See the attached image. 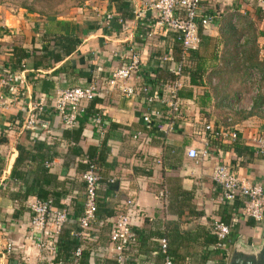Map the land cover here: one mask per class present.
Returning a JSON list of instances; mask_svg holds the SVG:
<instances>
[{
	"label": "crops",
	"instance_id": "1",
	"mask_svg": "<svg viewBox=\"0 0 264 264\" xmlns=\"http://www.w3.org/2000/svg\"><path fill=\"white\" fill-rule=\"evenodd\" d=\"M153 1L126 0L125 6L120 0H72L48 15L0 5V68L17 77L16 89L0 86L6 98L0 101V252L8 241L14 244L5 263L45 264L50 258L35 245L29 231L31 214L26 201L38 199L39 194L64 204L69 212L65 224L69 235L78 238L80 247L89 248L87 264H115L113 253L105 250L109 232L103 231L98 218L112 223L127 211L128 201L133 204L130 214L137 237L123 264H163L162 234L167 237L172 264H231L234 254L256 255L264 244V220L244 216L241 201L224 199L211 176L215 164L226 163L242 181L260 183L264 188V152L256 150L254 141L264 130V86L250 110L229 109L230 100L243 104L249 100L246 79L251 68L264 76V19L259 20L256 11L264 10V0H203L206 14L216 16L208 27L200 28L199 46L185 61L183 84L177 93L183 117L167 135L150 134L146 129L141 120L146 106L142 95L128 99L107 90L87 103V113L98 114L100 121L80 118L75 127L83 121V130L76 144L62 137L65 128L51 113L45 115L54 121L44 132L10 126L15 118L21 124L30 99L42 96L50 106L59 89L84 86L92 79L101 82L106 73L129 59L134 43L141 61L140 75L151 87L149 94L167 100L162 86L175 76L169 70L171 63L159 59L169 55L177 62L181 52L174 43V32L160 25L150 6ZM107 13L123 15L126 24L105 26ZM58 20L69 22L68 30ZM66 35L77 41L67 56L55 43L57 36ZM13 46L29 53L18 69L9 63ZM191 74L201 82L192 83ZM152 107L166 112L161 102H153ZM204 121L235 129L238 137L210 139L208 155L191 159L186 154L188 147H203L201 136L193 132L194 125ZM136 131L147 137L134 139ZM43 140L54 143L51 149L36 145ZM104 144L105 157L99 163L102 179L96 192L97 220L84 235L76 236L73 233L80 230L82 215L76 206H83L81 163L89 159V146ZM18 146L33 156L45 152L50 158L46 170L25 156L12 174ZM18 170L24 172L16 176ZM214 219L230 227L223 247L215 246Z\"/></svg>",
	"mask_w": 264,
	"mask_h": 264
},
{
	"label": "built area",
	"instance_id": "2",
	"mask_svg": "<svg viewBox=\"0 0 264 264\" xmlns=\"http://www.w3.org/2000/svg\"><path fill=\"white\" fill-rule=\"evenodd\" d=\"M203 0H154L150 6L155 11L160 25L165 29L177 33V40L181 47V57L175 62L172 57L165 55L159 60L171 63L169 70L175 76L162 86L168 98L163 101L157 94H149L150 85L140 75V57L134 48V43L129 53V59L118 68L109 71L101 79V82L92 79L84 86H72L56 91L50 106H47L44 97L30 99L27 102L26 115L20 125L10 122V126H21L24 129H37L39 132L48 130L53 119L64 128L75 127L80 118H87L95 123H99L98 114L89 115L86 111L87 103L92 101L101 91H117L128 99H136L143 96L146 104L141 114V120L149 133H160L167 135L174 131L176 121L183 117L182 103L178 98V90L181 88L182 74L185 61L190 53L196 50L200 43L199 28L208 27L216 13L206 14L202 7ZM117 23L122 27L124 20L118 14L107 13L104 16V25L110 26ZM151 35V33H148ZM17 77L14 72L0 68V86L14 87L16 89ZM246 84L250 87L249 100L243 104L240 100H230L229 109L250 110L253 106V99L262 91L264 86V76L257 68L249 70ZM16 91V90H15ZM17 95L20 93L17 91ZM23 94V93H21ZM6 99L0 92V101ZM153 102H161L166 105V112L152 107ZM264 114V102L261 105ZM48 113L53 115V119L44 118ZM54 121V120H53ZM195 134L201 136L203 147L196 149L188 147L186 154L191 159L206 157L209 153L208 145L210 139L235 140L238 133L235 129L224 126H214L210 122H201L194 125ZM134 139H145L146 133L136 131L132 134ZM256 150L264 152V130L254 138ZM87 169L82 173L84 190L82 194L83 212L79 217V231L74 232L76 236L84 235L90 225L97 219L96 192L102 179L98 173L95 163L92 160L84 159ZM212 180L221 188L222 196L228 201L240 200L241 213L244 216L254 219L256 222L264 220V188L260 183L249 184L234 173L226 163H217L212 170ZM162 194V193H160ZM27 207L31 217L29 221L30 235L35 245L44 250L49 259L45 264H52L56 253L57 235L62 227L69 221L67 209H55L50 199L40 200L34 198L27 200ZM133 204L128 201L127 211L119 213L112 221L109 235V243L106 252H112L117 264H123L126 259V251L136 241V233L133 228L132 214H130ZM51 226V229L48 228ZM213 233L217 241L216 247H223L228 241L230 227L219 219L212 222ZM160 253L163 255V264H172V260L167 251V240L161 238ZM14 244L8 241L2 252H0V264L5 263L7 258L13 254ZM81 247L75 250V263L80 258Z\"/></svg>",
	"mask_w": 264,
	"mask_h": 264
},
{
	"label": "trees",
	"instance_id": "3",
	"mask_svg": "<svg viewBox=\"0 0 264 264\" xmlns=\"http://www.w3.org/2000/svg\"><path fill=\"white\" fill-rule=\"evenodd\" d=\"M120 1H122L123 5L124 4H125V6L128 5L126 0H124V1L120 0ZM25 9L27 11H30V12L36 11L33 8H31V7H28V8L26 7ZM256 11H257V14H258V19L259 20L260 19H264V10H262L261 8H257ZM37 12H39L41 14H44L41 11H37ZM120 17L124 20L123 25H122V27H123L126 24L127 20H126V18L123 15H120ZM57 24L58 25H62L65 29L68 30L67 26L70 23L67 22V21H59L58 20ZM199 31H200V28H199ZM56 38L57 39H56L55 43H56V45H59L61 47L63 55L67 56V55H69L70 53H72L74 51L75 44L77 42L76 39H72V38L68 37V35L60 36V37L57 36ZM174 43H175L176 46L178 45V52L180 53L181 52V47H180V44H179V42L177 40V33H174ZM11 52H12V57H11L10 62H9V63H11L10 65L12 66V68H15V69L21 68L22 67V60L24 58H26L27 56H29L28 51H26L24 48H22L20 46H13L11 48ZM190 81L192 83H195V84H198V83L201 82V81H199V77L195 78L192 74H191V77H190ZM89 104H90V102H89ZM95 105L96 104H93V106H95ZM88 107L90 108V105L87 106V109H88ZM46 115H44V118H47ZM13 118H15V117H13ZM12 122L15 123V124H19L20 121H19L18 118H15V119L12 120ZM82 130H83V121H81L77 127H74V128H71V129H67V128L63 129L62 137L65 138V139L72 140L71 142L73 144H76L79 141L80 137H81ZM53 144L54 143H46V141L43 140L40 143H39V141H37L36 145L40 149H43V147L46 148V149H51L50 145L53 146ZM18 149L20 150V152H19V155H18V157H17V159L15 161V164H14V167H13L14 171H12V174L15 175L18 164L20 163V161H22V159L25 156L27 158H30V159L32 158V159L37 160V162L39 163V166H42V169L46 170L45 166H47V163L50 161V158L46 155L45 152L44 153L42 152L40 155L33 156L31 154V152L26 150L23 146H20V147L18 146ZM105 153H106V145L105 144L104 145H100V146H92L91 145V146L88 147V149L86 151V155L89 157L90 160H92L95 163L97 171H98L99 174H100V172H99L100 171L99 170V163H101V161H103V159L105 157ZM52 155L53 154L51 153V156ZM81 166H82V173H83L87 169L88 165H87L86 162H84V163H81ZM18 171H19V174L16 175V176H20L21 173L24 172V171H20V170H18ZM15 178H17V177H15ZM38 199H40V200L50 199L52 201V205H53V207L55 209L66 208L64 206V204L59 201L60 199L47 197L46 194H41V195L39 194ZM96 204H97V202H96ZM76 210H79V211L83 212V206H81L80 203L79 204L77 203ZM221 221L224 222L223 220H221ZM98 222L101 223L100 227H103V231H106V232L108 231L109 235H110L111 226H112L111 224L112 223L107 222L105 217L98 218ZM136 236H137V234H136ZM160 236H162V238H165L167 240V237L165 236V234H162ZM108 240H109V236H108ZM215 240H216V236H215ZM80 244L81 243L78 241V238L69 235V230L65 226H63L61 231L57 235V242H56L57 249H56L55 257L52 260V264H66V263L74 262L75 258H76L74 253H75V250L78 247H80ZM88 249L89 248H84V247L82 248L81 247L80 258L77 260L78 264H87L88 263L89 254H90ZM114 262L116 264V260L115 259H114Z\"/></svg>",
	"mask_w": 264,
	"mask_h": 264
},
{
	"label": "rangeland",
	"instance_id": "4",
	"mask_svg": "<svg viewBox=\"0 0 264 264\" xmlns=\"http://www.w3.org/2000/svg\"><path fill=\"white\" fill-rule=\"evenodd\" d=\"M72 0H0V5L14 9L31 7L44 14H55L59 9L71 3ZM75 1V0H73Z\"/></svg>",
	"mask_w": 264,
	"mask_h": 264
},
{
	"label": "water",
	"instance_id": "5",
	"mask_svg": "<svg viewBox=\"0 0 264 264\" xmlns=\"http://www.w3.org/2000/svg\"><path fill=\"white\" fill-rule=\"evenodd\" d=\"M231 264H264V244L261 245L256 255L255 253H251V255L234 254Z\"/></svg>",
	"mask_w": 264,
	"mask_h": 264
}]
</instances>
